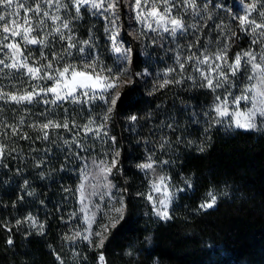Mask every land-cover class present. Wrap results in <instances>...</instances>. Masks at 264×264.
Masks as SVG:
<instances>
[{"label": "rangeland", "instance_id": "rangeland-1", "mask_svg": "<svg viewBox=\"0 0 264 264\" xmlns=\"http://www.w3.org/2000/svg\"><path fill=\"white\" fill-rule=\"evenodd\" d=\"M19 2L24 7L17 9L14 6L9 9L10 12L19 11V16H12L10 20L23 23V17L30 16L33 30L29 38H35L38 42L32 44L24 40L22 35L10 34H7L8 39L5 40L6 33L2 30L4 22L0 21V60L5 64H12L13 52L5 45L16 44L22 53L16 60L40 71L33 78L26 67L0 65V94L23 96L33 93L31 101H13L9 99V95L0 98V146H3L0 185H5L8 178H19L24 183V189L17 190L20 195L23 192L31 193V190L25 188L34 187L38 180L39 185L53 192V184L59 174L67 173L73 179L78 177L75 189L73 184L70 187L64 186L67 203L63 207L65 215L79 218L64 241V252L68 256H77L80 250H86L85 247L88 246L101 248V239L104 243L110 230L122 220L116 209H122V218L125 214V194L116 181L114 172L119 158V148L111 126L116 103L112 105L109 102L110 99H116L117 102L122 87L133 80L132 49L122 36V2L127 8L130 34L138 42L144 58L143 67L137 72V76L143 81H150L152 89L158 88L161 91L169 87L175 92L159 107V113L150 114L147 118L136 116L135 121L130 118L126 120V130L131 134L135 145L140 147L134 166L142 181L135 195L147 205L145 214L148 218L169 219L180 195L193 188V179L177 171L175 159L179 149H203L209 140L208 134L216 128L264 130V117L259 115L256 118V128H239L235 123L237 119L243 120V114L252 107L254 94L264 92V83L257 79L261 73L254 72L248 58L243 56L245 52H253L257 57L256 63L264 68V60L260 59L264 56V36L259 32L253 33L249 26H242L239 19L245 15V8L250 0H196L197 10L185 8L182 0H169L167 4L164 0H147V3L141 0V7L145 12L152 4L161 12L166 7L171 8L172 17L181 19L185 24V28L174 35L171 31L165 32L162 27H158L151 18H148V23H152L154 30L149 29L145 21L138 18L140 10L136 9L134 0H115L116 8L108 11L85 5L79 14L76 13L73 0H59L58 4L53 3L52 6L48 5L47 0ZM36 4L41 6L40 15L35 12L25 13L24 8H34ZM44 12L49 15L43 16ZM3 14L6 13L0 9V15ZM52 16H59L60 19L53 22L50 18ZM114 18L115 27L111 24ZM252 18H257V13L253 12L250 19ZM63 22H68V29L62 27ZM57 28H60L59 32L56 31ZM239 30L242 32H238ZM116 32V44L121 47L120 53L114 50L110 39ZM239 33L249 45L235 53ZM69 35L72 36L71 41L68 40ZM254 40L257 43H253ZM70 43H74L75 47H68ZM218 54L223 59H216ZM238 54L242 57L241 64L233 74L229 66ZM205 57L208 62L201 63ZM49 64L51 67H48ZM68 66L84 72L87 77L78 76L77 84L73 86V91L81 102L76 103L68 97L52 103L55 94L41 92V89L56 87L59 80L58 93L65 95L67 89L64 84L72 83L71 71L64 77L59 76V71ZM107 69L112 71L108 72ZM221 73L227 78L224 79ZM205 75L213 80L212 87L207 85ZM250 76L253 79L250 80ZM96 77L100 79L97 80ZM105 77L115 85L114 89L101 91L100 86ZM81 81L98 86L95 89L82 88L79 87ZM253 85L256 88L248 91ZM181 88L201 89L206 92L208 101L196 104L189 97L180 94ZM84 92L95 98L85 103L87 98L83 95ZM243 96L250 99H240L239 104L234 102ZM255 99L264 97L256 96ZM60 104L67 105L59 107ZM109 107L112 108L111 112L107 111ZM217 107L222 110L226 107L228 114L218 115ZM49 121L61 127H40ZM64 124L68 127H63ZM85 125L92 131H86ZM45 132L47 139H44ZM20 141L29 142V148L23 149L22 145H18ZM10 158L25 162L24 169L20 165L16 166L15 176L8 174ZM144 164H151L152 167L142 168L141 165ZM101 167H107L109 171L102 173ZM208 193L216 198L211 207L214 208L224 193L220 189H213ZM208 193L201 205L210 199ZM161 201H165V204H161ZM31 210L34 208L17 220L30 228H38V214ZM162 210L168 212V218L157 215ZM28 216L35 219V225L30 221L25 222ZM105 226L107 231L104 230ZM96 233H103V236H97ZM84 236L89 239H84ZM100 255L104 254L98 253V264Z\"/></svg>", "mask_w": 264, "mask_h": 264}, {"label": "trees", "instance_id": "trees-1", "mask_svg": "<svg viewBox=\"0 0 264 264\" xmlns=\"http://www.w3.org/2000/svg\"><path fill=\"white\" fill-rule=\"evenodd\" d=\"M121 17L122 36L132 49L133 80L121 89L111 126L119 148L114 172L125 194L124 217L101 248L88 246L77 256H68L64 241L79 218L65 215L64 186L73 184L75 189L78 177L59 174L53 192L37 180L34 187L25 188L31 193L20 195L17 190L24 183L8 178L0 185V264H98L99 252L106 264H264V130L216 128L203 149L177 150V171L193 179V188L180 195L169 219L146 216L147 205L135 195L142 181L134 166L140 147L126 130V120L159 113L175 92L169 87L152 89L150 81L139 79L144 58L130 34L123 2ZM241 36L237 35L235 53L249 45ZM179 91L196 104L208 101L201 89ZM18 145L27 150L30 144L20 141ZM24 163L10 158L8 174L15 176L16 166L24 169ZM213 189L224 195L214 208L202 209L204 196ZM31 208L38 214L39 227L17 225V218ZM9 239L12 244L7 243Z\"/></svg>", "mask_w": 264, "mask_h": 264}, {"label": "snow or ice", "instance_id": "snow-or-ice-1", "mask_svg": "<svg viewBox=\"0 0 264 264\" xmlns=\"http://www.w3.org/2000/svg\"><path fill=\"white\" fill-rule=\"evenodd\" d=\"M169 2V0H164V3L167 4ZM47 3L49 6H52L53 3L58 4L59 0H47ZM135 3V7L136 9L140 10L138 12V18L143 19L147 25V27L149 29H153V25L152 23H148V18H151L153 21H155L156 25L158 27H162L163 30L165 32H169L171 31V33L174 35L178 30H183L185 28V24L183 23V21L179 18H175L172 17L171 15V8L166 7L163 12H161L156 6L155 4H152L147 12H145L142 7H141V0H134ZM145 3H147V0H145ZM182 4L185 8H192L193 10H197L198 5L196 3V0H182ZM85 5H90L92 8L97 9V10H104V11H108L110 9H115L116 8V3L115 0H73V6L75 7L76 13L79 14L81 11V8ZM16 7L17 9L23 8V4L19 2V0H0V9H3L4 12L6 14L0 15V21L4 22L3 23V32L6 33L5 35V40L8 39V35L10 34L11 36H20L22 35V38L26 41H28L29 43L35 44L38 41L35 38H29V34L30 32L33 30V26L31 23V17L28 15H25L23 17V23H20L18 20H10V17L12 16H19V11H14V12H10L8 11L9 9H12L13 7ZM215 6V5H214ZM25 13L28 12H35L37 15L41 14V6L39 4H36L34 8H24ZM255 12L257 13V18H252L250 19L252 13ZM49 14L47 12L43 13V16H48ZM53 22L57 21L60 19L59 16H52L50 17ZM240 23L242 26H249V29L253 32V33H257L259 32L260 35L264 36V0H250V3L247 5V7L245 8V15L240 16ZM259 20V22H258ZM111 24L113 25V27H115L116 24V20L115 18L111 21ZM167 25V26H166ZM62 27L64 29H68L69 28V24L68 22H63L62 23ZM154 30V29H153ZM57 32L60 31V28L56 29ZM105 31H108V29H105ZM118 35V32H116L114 35L110 36V39L113 42V47L114 50L117 53L121 52V47L117 46L116 44V36ZM68 40L71 41L72 40V36L69 35L68 36ZM39 42H43V41H39ZM84 43H87V41H85ZM253 43H257L256 40L253 41ZM5 47L9 48L12 52H13V63L12 64H5V62L3 60H0V65H4V67H12V68H16V67H26L28 73L33 74V78H35V75L40 71L39 69H34L31 67H27L26 64H22L19 63L16 60V57L19 55H22V53L20 52L19 46L16 44H12L9 43L7 45H5ZM68 47H75L74 43H70L68 45ZM83 49H81L82 51ZM244 57L248 58V63H250L252 65L253 71L254 72H259L261 73L260 76L257 77V79H259V81L261 83H264V68L261 67V64L256 63L257 57L253 52H245L243 54ZM216 59H223V56L221 55H217ZM241 55H237L233 64L230 65L229 67L232 70V73L235 74V72L237 70H239L240 64H241ZM261 60H264V56L260 57ZM208 62V58L205 57V59L203 61H201V63H207ZM48 67H51V64L48 65ZM181 67H183V65H181ZM216 67H219V65H217ZM215 70V69H213ZM71 71V81L72 83H65L64 84V88L67 89V91L65 92V95H60L58 93V87L60 84V81L57 80V86L56 87H52L49 88L47 90L41 89V92H51L53 94H55V99L52 101V103H55L59 100H63L66 99L68 97H71L72 100L76 103H80L81 101L77 98L75 92L73 91V86L77 84V80L76 78L79 77H85V73L84 72H78L74 67L72 66H68V67H64L61 71H59V76L60 77H64L65 74L69 73ZM108 72H111V69H107ZM221 76H223L224 79H226V75H224L223 73H221ZM48 78L51 79V76H49ZM87 79V77H85ZM97 80H99V77H96ZM204 79L207 81V85L209 87L213 86V80L211 78H209L207 75L204 76ZM249 79H253V77H249ZM165 83H168L167 81H165ZM98 85L97 84H85L83 83V81L79 82V87L82 88H89V89H95ZM219 86V85H217ZM109 88L114 89L115 85L109 82V78L105 77L102 83V86H100L101 91L103 90H107ZM256 88V85H253L251 88L248 89V91H253ZM40 93H35V95H39ZM4 95H9L7 93H3L0 94V98H3ZM83 95L87 98L84 102H88V100L94 99V96H90L88 92H84ZM259 96V97H264V92H256L254 94L253 99V103H252V107L248 110L247 113L243 114L244 119L240 120L237 119L235 121L236 126L239 128H244V129H253L257 127L256 124V118L257 116H261L264 117V99H259L256 100L255 97ZM33 98V93H28L26 95L23 96H17V95H9V99L13 100V101H24V100H28L31 101ZM240 99H245L248 100L250 99L248 96H243L240 97L238 99H236L234 102L239 104V100ZM48 101H45V103H47ZM112 105H114L116 103V99H110L109 101ZM226 103V102H225ZM108 112L112 111V108L109 107ZM216 112L218 115H227V110L226 107L222 108L221 107H217ZM239 115V114H238ZM105 119H107V117H105ZM131 120L135 121L137 119L136 116H132L130 117ZM42 129H48L49 127H61V125L59 124H54L52 121H49L43 125L40 126ZM63 127L67 128L68 125L64 124ZM85 130L86 131H92L91 128H89L88 125H85ZM103 126L101 125V128ZM99 131V129L97 130ZM27 138V137H25ZM47 132H45L44 135V139H47ZM119 155V153H117V156ZM3 156V146H0V157ZM142 168H150L152 167L151 164H144L141 165ZM101 172H108L109 169L107 167H101ZM161 180H163V178H161ZM27 182L25 181V184ZM208 196L210 197V199L208 201H206L204 204L201 205L202 208H211L214 204H215V196L212 193H208ZM22 198V197H21ZM83 202V201H82ZM161 204H165V201H161ZM116 212L119 215V218L122 219V209H116ZM157 215L161 216L162 218H168V212L166 210H162V211H158ZM30 221L33 225H35L36 221L33 217L28 216L26 217L25 222ZM22 221L17 220L16 224L19 225L21 224ZM42 227V226H41ZM105 231H107V226H105ZM97 236H103V233H96ZM84 239H89L88 236H84ZM8 244H12V240L9 239L7 241ZM100 246H103V239H101L100 242ZM99 261L100 264H105V258L103 255L99 256Z\"/></svg>", "mask_w": 264, "mask_h": 264}]
</instances>
